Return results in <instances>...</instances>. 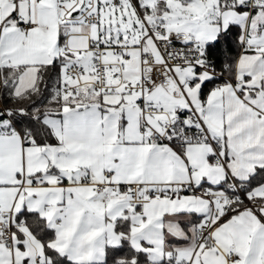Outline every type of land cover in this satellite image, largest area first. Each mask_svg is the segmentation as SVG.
I'll return each mask as SVG.
<instances>
[{
  "label": "snow or ice",
  "instance_id": "6c2138e0",
  "mask_svg": "<svg viewBox=\"0 0 264 264\" xmlns=\"http://www.w3.org/2000/svg\"><path fill=\"white\" fill-rule=\"evenodd\" d=\"M0 264H264V0H0Z\"/></svg>",
  "mask_w": 264,
  "mask_h": 264
}]
</instances>
